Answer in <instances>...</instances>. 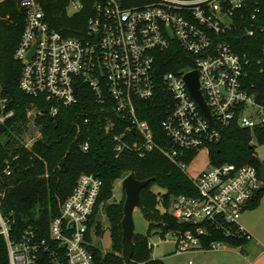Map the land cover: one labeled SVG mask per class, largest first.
<instances>
[{
    "label": "built area",
    "instance_id": "obj_1",
    "mask_svg": "<svg viewBox=\"0 0 264 264\" xmlns=\"http://www.w3.org/2000/svg\"><path fill=\"white\" fill-rule=\"evenodd\" d=\"M12 1L23 18L14 51L20 63L18 88L46 102L53 117L60 106L77 103L78 86H85L98 111L107 114L105 129L115 156L125 150L143 156L157 148L183 171L187 152L208 150L231 124L264 128V45L259 47L254 40L264 35V0H152L134 6H126L122 0H66L68 16L90 1L81 36H66L53 28L44 0ZM233 34L246 41L237 44L239 40L230 39ZM174 46L185 55H162ZM168 60L190 61L191 65L163 71ZM191 71L197 73L211 120L190 93L185 76ZM158 97L160 102H156ZM41 101L26 108V118L43 115ZM137 101L154 102L164 110L160 120L166 138L163 144L155 143L149 124L138 117ZM14 115L11 99L0 93V125ZM114 116L128 121L119 133L112 131ZM131 134L139 135L140 140H131ZM87 147L86 142L81 145L83 151ZM188 178L196 196L172 195L166 206L157 205L160 213L179 225L163 234L173 237L174 255L223 247L225 243L219 240L204 245V239L211 236L208 226L226 236L233 233L230 227L234 226L235 235L251 238L238 220L263 187L256 167L209 164L196 177ZM101 187L94 173L79 174L44 234L28 226L17 239H10L0 215L8 264H104L92 250L97 222L93 213ZM153 246L148 242L149 248ZM187 263L193 264L190 259Z\"/></svg>",
    "mask_w": 264,
    "mask_h": 264
},
{
    "label": "trees",
    "instance_id": "obj_2",
    "mask_svg": "<svg viewBox=\"0 0 264 264\" xmlns=\"http://www.w3.org/2000/svg\"><path fill=\"white\" fill-rule=\"evenodd\" d=\"M126 6L139 5L152 0H122ZM66 0H44V10L50 25L66 36H81L90 14V1L85 3L80 12L68 16L65 12ZM22 11L18 5L7 0L0 3V93L9 97L15 109V115L0 125V215L8 227L10 239H17L28 226L36 227L40 233L46 232L50 219L59 213V204L71 192L79 174L94 173L102 187L96 201L93 217H96L101 204L112 197L113 184L116 179L132 174L135 179L144 180L153 177L139 194V208L148 220V227L158 228L163 236L169 228L179 227L175 220L166 213H160L157 205L166 206L172 195L184 194L196 196L195 189L188 176L176 164L168 160L157 148L139 156L136 152L125 150L118 156L113 151V141L105 129L106 113H100L92 95L85 86H78L77 103L60 106L55 116L48 114V104L39 99L25 95L18 88L20 63L14 57L15 47L22 30ZM230 36L231 40L240 37ZM257 46L264 45V35L254 39ZM244 45V44H243ZM242 46V50L246 49ZM185 55L174 46L166 50L165 57ZM191 62L171 61L164 65L163 71L190 66ZM41 101L42 116L35 118L39 125L41 137L30 149L23 145L12 146L3 140L10 134L14 124L26 123V108L33 102ZM158 97L156 102H160ZM140 119L149 124L154 141L163 144L166 140L160 120L164 110L159 104L138 102L136 107ZM110 115V113L108 112ZM88 118V123H84ZM114 133L121 132L128 121H120L114 116ZM259 144L264 143V128H240L235 123L222 131L220 140L208 146L209 164L221 163L251 164L257 169L264 166L254 154L250 144L252 137ZM131 140H140L137 134L129 135ZM88 144L83 151L81 145ZM196 152L189 151L183 157L189 164ZM5 170L8 173H5ZM151 183L164 189L162 193L151 190ZM264 198V186L257 190L246 209L255 208ZM245 209V210H246ZM244 210V211H245ZM109 222L110 238L115 253H102L94 247L93 253L104 264H161L159 260L150 259L151 248L148 239L141 234L133 236V253L128 262L121 257V218L122 207L111 203L104 208ZM95 219V218H94ZM101 223L95 224V234L101 233ZM211 236L204 239V245L212 240H219L233 247H243L247 240L235 235L236 228L231 226L232 234L224 235L222 231L208 226ZM0 264H8L7 246L0 233Z\"/></svg>",
    "mask_w": 264,
    "mask_h": 264
},
{
    "label": "rangeland",
    "instance_id": "obj_3",
    "mask_svg": "<svg viewBox=\"0 0 264 264\" xmlns=\"http://www.w3.org/2000/svg\"><path fill=\"white\" fill-rule=\"evenodd\" d=\"M17 124V123H16ZM14 124V128L8 136L3 140L4 144L6 141H10L12 146L27 144L30 148L32 145L40 139L41 134L39 125L35 119L27 118L26 123ZM254 149L255 156L264 165V143L259 144L257 139L253 136L250 143ZM209 165V155L206 148L197 150L195 156L191 162L184 166V173L191 178L196 177L200 172L205 170ZM123 178L116 179L113 184L112 197L108 199L104 204H101L100 209L97 213V221L101 223V233L99 235L94 234L92 237L93 244L100 249L102 253H115V249L112 246L110 238L109 222L105 215L104 208L106 205L111 203H118L123 207L125 200V193L121 188V181ZM150 188L155 193H162L164 189L158 186L156 183H151ZM263 199V198H262ZM261 199V200H262ZM260 200V201H261ZM247 211L242 212L238 223L243 226L242 219ZM123 215V214H122ZM134 221V233L141 234L147 237L148 242L154 244L150 250L149 256L152 260H159L161 264H188V260H192L193 264H221L220 257L225 256L227 251L235 250L241 251L238 247H233L229 244H224L220 249L186 254V255H174L172 243L170 242L173 237L169 234L162 236L158 228L148 227V220L144 216L142 210L138 207L133 211Z\"/></svg>",
    "mask_w": 264,
    "mask_h": 264
},
{
    "label": "water",
    "instance_id": "obj_4",
    "mask_svg": "<svg viewBox=\"0 0 264 264\" xmlns=\"http://www.w3.org/2000/svg\"><path fill=\"white\" fill-rule=\"evenodd\" d=\"M33 51V50H32ZM186 83L190 90L191 95L197 100L201 106L204 114L211 120V116L202 95L198 87L197 73L191 71L185 76ZM259 177L263 182L264 186V166L258 169ZM154 180L153 177L138 180L133 177L132 174H128L121 181V188L125 193V200L122 207V218H121V257L124 262H128L131 259L133 253V236H134V221L133 211L139 207V194L142 188L149 184L150 181Z\"/></svg>",
    "mask_w": 264,
    "mask_h": 264
},
{
    "label": "crops",
    "instance_id": "obj_5",
    "mask_svg": "<svg viewBox=\"0 0 264 264\" xmlns=\"http://www.w3.org/2000/svg\"><path fill=\"white\" fill-rule=\"evenodd\" d=\"M246 211L242 224L251 238L241 247L242 252L229 250L221 256V264H264V198L255 208Z\"/></svg>",
    "mask_w": 264,
    "mask_h": 264
}]
</instances>
